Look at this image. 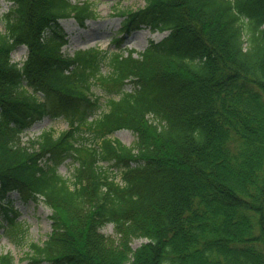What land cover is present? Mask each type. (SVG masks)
<instances>
[{
	"label": "trees",
	"instance_id": "1",
	"mask_svg": "<svg viewBox=\"0 0 264 264\" xmlns=\"http://www.w3.org/2000/svg\"><path fill=\"white\" fill-rule=\"evenodd\" d=\"M11 1L0 30L7 238L21 246L28 231L17 194L51 209L32 262L264 264V0H144L123 30L143 25L166 31L161 39L72 55L60 19L83 23L89 2ZM19 44L21 66L10 57ZM93 86L110 95L105 110ZM43 117L67 128L23 140ZM120 128L135 133L132 145L110 136ZM66 159L68 177L58 171ZM108 224L114 237L101 231ZM135 238L146 240L133 248ZM0 264L16 262L0 252Z\"/></svg>",
	"mask_w": 264,
	"mask_h": 264
},
{
	"label": "rangeland",
	"instance_id": "2",
	"mask_svg": "<svg viewBox=\"0 0 264 264\" xmlns=\"http://www.w3.org/2000/svg\"><path fill=\"white\" fill-rule=\"evenodd\" d=\"M71 2L91 3L94 8L95 17L88 18L83 24H79L74 18L61 20L67 32L68 41L63 45L62 50L69 55H72L75 50L85 49L88 47H99L106 50H121L126 53L128 49H135L137 52L142 51L148 41L159 40L166 31H153L149 27L140 26L132 29L130 32L123 30V16L121 11H135L141 9L144 5V0H70ZM13 5L11 0H0V30L4 29V14ZM125 12V13H126ZM115 39H120L118 49L115 47ZM27 49L24 45H18L11 53V60L20 61L25 59ZM108 66L105 63L103 71L107 70ZM131 84L125 85L126 89L131 88ZM97 96H100L101 110H105V100L110 97L106 92L97 86H93ZM67 128L66 122L62 118L52 119L43 117L32 123L23 133V140L28 137H34L42 129H51L55 134ZM112 137L118 138L124 144L130 145L134 142L136 135L130 129H119L111 134ZM72 166L70 160L63 161L59 167V172L65 177L70 176ZM13 206L19 211L18 219H21L28 231L23 245L18 246L7 238L0 226V252H10L16 264H52L46 259L32 262L29 259L28 252L31 243L42 244L51 231V209L43 202H32L30 200L23 201L17 198V194H13ZM4 222L3 216L0 213V223ZM102 232L112 237L115 236L111 224L106 225L101 229ZM146 239L135 238L131 242L132 247H136Z\"/></svg>",
	"mask_w": 264,
	"mask_h": 264
}]
</instances>
